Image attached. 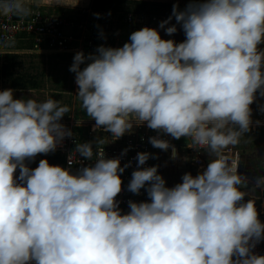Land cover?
<instances>
[{
	"label": "clouds",
	"instance_id": "9594fccd",
	"mask_svg": "<svg viewBox=\"0 0 264 264\" xmlns=\"http://www.w3.org/2000/svg\"><path fill=\"white\" fill-rule=\"evenodd\" d=\"M0 9L28 12L22 0H0ZM173 17L183 41L145 26L121 47L77 52L69 70L94 131L119 138L146 124L157 132L149 137L154 148L176 158L161 134L191 138L207 149V166L169 187L156 165L140 167L150 153L138 152L127 190L144 189L148 199H130L122 212L120 174L131 162L121 166L83 142L75 151L94 163L75 173L44 158L29 168L26 159L72 135L60 122L70 110L0 90V264H264L253 251L264 222L255 198L245 201L238 187L247 183L239 153L229 151L251 130L250 106L264 99V0L174 4L159 24L168 35L177 31L165 27ZM255 186L264 189V176Z\"/></svg>",
	"mask_w": 264,
	"mask_h": 264
},
{
	"label": "built area",
	"instance_id": "2783aa9c",
	"mask_svg": "<svg viewBox=\"0 0 264 264\" xmlns=\"http://www.w3.org/2000/svg\"><path fill=\"white\" fill-rule=\"evenodd\" d=\"M23 5L28 9L27 14L16 11L5 12L0 9V55L30 53L65 56L75 55L80 51L95 52L97 46L101 44L98 30L102 29L110 33L113 31L109 29V25L103 18L96 17L88 26H81L83 23L77 24L69 14L49 12L44 9V6L31 2H23ZM154 19L133 14H127L124 17L133 31L145 26L150 27V21ZM17 45H24L23 49H25L21 50L16 47ZM259 105L255 109L251 131L264 135V112L259 110ZM257 120L260 124L255 123ZM60 122L66 129L71 130L72 135L66 136L54 151L47 154L60 161L61 167L68 168L75 173L82 166L94 163L75 151L76 144L83 142H92L94 152L96 149L103 150L106 158H119L121 166L131 162L120 174L121 192L116 199L120 201L119 207L122 212L128 210V200L139 202L148 199L144 189H141L139 194H133L127 190L131 174L137 168L136 155L138 152L150 153L146 164L140 167L153 165L158 167L157 162L162 154H166L171 162H178L184 158L188 169L195 175L198 171H202L208 163L207 149L194 146L191 138L181 137L183 140L178 143L177 139L161 134V138L167 139L171 145H174L178 153L176 158H172L171 149L165 151L154 148L149 142V137L157 135V132L148 128L146 124L139 126L134 124L130 133L115 138L103 128L94 131L95 121L92 118L77 117L68 113L61 118ZM125 149L126 152H124ZM69 158L73 161L71 166L68 164ZM257 212L259 219L264 222V205L258 207ZM253 251L264 254V240L258 242Z\"/></svg>",
	"mask_w": 264,
	"mask_h": 264
},
{
	"label": "rangeland",
	"instance_id": "374dc122",
	"mask_svg": "<svg viewBox=\"0 0 264 264\" xmlns=\"http://www.w3.org/2000/svg\"><path fill=\"white\" fill-rule=\"evenodd\" d=\"M22 2H31L44 6L45 10L55 13H64L71 15L77 24L83 23L81 26H88L94 19V14L88 12L87 7L91 0H22ZM107 22L112 30L118 31L117 37L121 35L131 34L133 31L128 23L115 25L112 18H106ZM76 31V30H75ZM103 43L106 46H122L124 42L113 41L114 35H109V31L98 30ZM132 31V32H131ZM124 34L122 36V34ZM119 34V35H118ZM110 36H113L110 39ZM119 39V38H118ZM113 41V43H111ZM126 42V40H125ZM16 47L24 50V45H17ZM258 47L264 49V43ZM95 53V52H89ZM89 53H84L86 56ZM5 55H0V68L3 63ZM73 57L70 55H44V54H22L19 61L20 65L17 71H28L30 74L38 77L40 82V89L30 91H14V96L17 98L23 97L24 99H35L37 102H42L48 98L55 99L61 106H67L70 114L77 117L90 118L87 116L86 111L82 107V101L76 95L78 91V85L75 82V73L70 71V66L73 63ZM85 65L82 64L81 68ZM9 88V80L7 78H0V90ZM259 104H264V99H258L250 107L253 109L252 119L255 117V109ZM66 113V114H68ZM229 151L239 153L240 162L238 172L239 174L247 178L246 185L238 186L242 191L246 193L245 201L249 198H255V204L264 199V190L255 186L256 178L264 176V135L257 132L249 131L240 137L239 143L230 148ZM47 159L50 165L61 166L54 156L49 154H38L34 159L25 160V163L29 168H35L38 166L40 159ZM208 160V155H206ZM158 172L166 181V186H173L178 182H181V177L185 172H190L193 176L195 174L187 167V162L184 158L178 160V162H171L167 159L166 154L159 156ZM19 169H17L14 175H18Z\"/></svg>",
	"mask_w": 264,
	"mask_h": 264
},
{
	"label": "trees",
	"instance_id": "16d2710c",
	"mask_svg": "<svg viewBox=\"0 0 264 264\" xmlns=\"http://www.w3.org/2000/svg\"><path fill=\"white\" fill-rule=\"evenodd\" d=\"M174 4L150 0H91L88 9L104 15L117 14L121 19H124L127 14L142 16L148 19H167L172 14ZM175 5H178L179 10L185 8L183 4ZM172 21H175L174 17ZM21 55H5L0 68V78H7L9 80V88L13 90L30 91L40 89V82L37 80V76L30 74L28 71H17Z\"/></svg>",
	"mask_w": 264,
	"mask_h": 264
},
{
	"label": "crops",
	"instance_id": "0c3cea01",
	"mask_svg": "<svg viewBox=\"0 0 264 264\" xmlns=\"http://www.w3.org/2000/svg\"><path fill=\"white\" fill-rule=\"evenodd\" d=\"M150 1H163V2H170V3H175V4H183L185 6L190 2V0H150ZM86 7H87V10H88L89 13L94 14L95 18L96 17L97 18H103V20H106V18H112L113 19V22L115 21L114 22L115 25H119V24H121V22H123L124 24L127 23L123 18L122 19L119 18L117 14L104 15V14H102L100 12H93L90 9H88L89 5L86 6ZM163 20H165V19L164 18H155L154 20L150 21L151 22V26L150 27L151 28H155L159 32V34H160V36H161L162 39H173L177 43L178 42H181V41H183L185 39L184 32H183L181 26L179 24H176V21H172L171 20L169 22V25H166L165 27H168L171 24H176L177 31L175 33H173L172 35L166 34V32L164 31V29H161L159 27L160 22L163 21ZM105 22L109 25V22H107V21H105ZM129 26H130V24H129ZM109 28H110V25H109ZM130 28H131V26H130ZM112 29H113V31H112V33L109 32V35H114V37L113 36H110V39H112V37H113V41L114 40L115 41H121V42H124V43H125V40L128 41L130 34H126V36H123L124 34L121 33L122 36H123V38H121V35H119V34H118L119 36L117 37V34L116 33L118 31L115 30V27H113ZM132 31H133V29H132ZM100 35H102V34H100V33L98 34V37L100 38V41H101L100 42L101 44H99V45H104L103 43H105V40H103L102 39L103 37H101ZM113 41L111 43H113ZM115 41H114V43H115ZM104 46H106V45H104ZM110 47H121V46H110ZM89 52L90 51H86V52H83V53H89ZM70 56H74V55H70ZM250 132H251V130H250ZM182 140L183 139H181V138L180 139H177V142L180 143ZM262 190H264V189H262ZM255 205H256V209L258 207L263 206L264 205V199H262V201H260L259 203L255 204Z\"/></svg>",
	"mask_w": 264,
	"mask_h": 264
}]
</instances>
